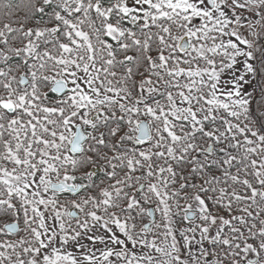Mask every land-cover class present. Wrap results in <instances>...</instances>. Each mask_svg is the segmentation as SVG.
<instances>
[{
    "label": "snow or ice",
    "instance_id": "snow-or-ice-1",
    "mask_svg": "<svg viewBox=\"0 0 264 264\" xmlns=\"http://www.w3.org/2000/svg\"><path fill=\"white\" fill-rule=\"evenodd\" d=\"M0 264H264V0H0Z\"/></svg>",
    "mask_w": 264,
    "mask_h": 264
}]
</instances>
